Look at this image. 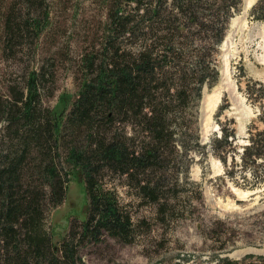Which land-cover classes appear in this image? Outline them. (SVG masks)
<instances>
[{
  "label": "trees",
  "instance_id": "obj_1",
  "mask_svg": "<svg viewBox=\"0 0 264 264\" xmlns=\"http://www.w3.org/2000/svg\"><path fill=\"white\" fill-rule=\"evenodd\" d=\"M22 1L30 9L36 0ZM130 2L135 4L133 14H108L102 58L98 62L93 55L82 58L83 78L68 110L66 105L47 108L41 117L38 86L44 72H31L24 91L5 102L3 132L13 129V136L11 146L0 149V264H83L78 249L85 240L98 242L106 234L130 242L131 215L115 192L99 183L102 169L134 180L138 198L156 205L157 216L165 220L171 217L166 187L179 185L182 176L186 180L190 153H206L196 129L197 105L204 87L219 80L218 47L241 0H172L170 8L163 0ZM43 15L47 25L50 12ZM16 19L14 12L5 19L7 42L29 30L39 37L45 26L34 18L23 23ZM114 34L126 36L128 45L116 44ZM239 90L258 109L247 144L237 143L228 121L217 120L224 111L220 106L215 115L220 134L212 137L210 153L222 163L225 176L233 178L236 172L246 179L250 172L255 185H264V86ZM121 124L130 132L114 128ZM140 133L142 140L130 147ZM67 135L73 137L72 143L64 147ZM81 136L83 143L78 142ZM29 145L31 154L33 150L42 154L34 169L47 181L52 206L62 201L70 175L59 169L62 149L70 172L79 171L82 177L86 218L79 220V233L71 227L58 243L42 228L44 180L38 192L22 178ZM15 147L21 150L13 152ZM140 174L145 178L138 179Z\"/></svg>",
  "mask_w": 264,
  "mask_h": 264
},
{
  "label": "rangeland",
  "instance_id": "obj_2",
  "mask_svg": "<svg viewBox=\"0 0 264 264\" xmlns=\"http://www.w3.org/2000/svg\"><path fill=\"white\" fill-rule=\"evenodd\" d=\"M171 1L163 0L166 8L171 7ZM37 2L28 9L22 0H0V149L9 148L13 136V129L3 132L5 102L24 91L31 72L45 73L38 86L37 111L41 117L46 116L47 108L66 105L68 110L83 78L82 58L93 55L98 62L104 55L103 45L109 36L108 14L116 11L133 14L135 7L130 0ZM246 3L247 0H241V7L230 19L218 47L219 80L211 88L204 87L198 101L196 129L199 142L207 146L206 153L201 156L192 152L190 157L186 154L189 158L186 180L182 176L179 185L169 184L165 189L171 204L170 219L158 217L156 205L142 203L134 180L102 169L99 183L115 192L120 205L131 215L133 230L128 243L106 234L98 242L85 240L78 249L83 264H222L224 260L235 264H264V185H255L250 172L246 173V179L236 176V172L233 178L225 176V168L209 148L212 137L220 134L215 119L220 106L224 111L216 118L223 124L228 121L235 129L240 146L247 144L249 125L258 115L257 107L246 101L239 86H264V0H254L247 8ZM45 10L50 12L47 25ZM13 12L16 22L33 18L42 21L41 25L45 26L40 36H34L29 30L7 42L5 19ZM115 36L111 39L116 44L128 45L126 36ZM214 95H219L218 103L210 98ZM204 100L209 108H215L208 115L202 106ZM114 128L130 132L122 124ZM139 135L134 143L130 142V147L135 148L142 140ZM72 138L67 135L63 146L71 144ZM84 141V137L78 138V142ZM32 148L29 145L22 178L38 192L44 180L42 228L50 233L53 243H58L71 227H76L75 233H79V220L86 218L84 184L79 171L70 172L62 149L59 169L61 174L67 171L70 175L66 176L62 201L52 206L47 181L34 169L41 162L42 154L36 150L31 154ZM19 149L15 147L12 151ZM45 149L46 145L41 147V151ZM140 178H145V174L138 175Z\"/></svg>",
  "mask_w": 264,
  "mask_h": 264
},
{
  "label": "bare ground",
  "instance_id": "obj_3",
  "mask_svg": "<svg viewBox=\"0 0 264 264\" xmlns=\"http://www.w3.org/2000/svg\"><path fill=\"white\" fill-rule=\"evenodd\" d=\"M253 1H254V0H247L248 3H246V8H247L250 4H252ZM210 98H213V99L216 101V103H218V101H219V95H214V96H212V97H210ZM202 106H203V108H206V109L208 110L207 113H210V112L214 111V109H215V108H209V107H208L207 100H204ZM207 119H208V118H207ZM208 120H209V119H208Z\"/></svg>",
  "mask_w": 264,
  "mask_h": 264
},
{
  "label": "water",
  "instance_id": "obj_4",
  "mask_svg": "<svg viewBox=\"0 0 264 264\" xmlns=\"http://www.w3.org/2000/svg\"><path fill=\"white\" fill-rule=\"evenodd\" d=\"M208 114H209V113H207V115H208ZM207 115H206V116H207ZM205 119H206V121H207V124H206V127H207V125H208V119H207V117H206ZM204 134H205V133H204Z\"/></svg>",
  "mask_w": 264,
  "mask_h": 264
}]
</instances>
